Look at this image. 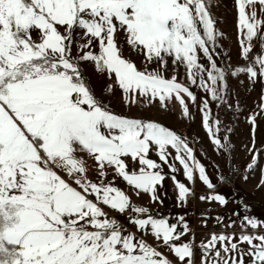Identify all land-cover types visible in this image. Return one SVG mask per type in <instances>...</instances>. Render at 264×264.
I'll use <instances>...</instances> for the list:
<instances>
[{
    "label": "snow or ice",
    "instance_id": "6c2138e0",
    "mask_svg": "<svg viewBox=\"0 0 264 264\" xmlns=\"http://www.w3.org/2000/svg\"><path fill=\"white\" fill-rule=\"evenodd\" d=\"M235 3L241 55L247 60L254 38L264 45V18H260L264 0ZM214 23L207 0H0V264H171L156 247L109 218L102 206L135 214L129 215V223L141 234L148 232L162 242L181 264H193L191 243H173L189 230L183 217L179 218L183 231H177V224L133 206L123 190L105 181L110 169L137 195L149 193L155 201L156 187L165 176L161 164L149 158L150 152L155 151L175 173L168 151L175 149L174 159L183 166L186 178L193 180L198 171L199 179L213 188L204 167L174 131L115 114L98 101L79 62H93L98 72L114 76L126 103L158 99L166 107L175 99L188 117L184 94L193 102L196 96L163 71L171 58L173 65L186 66L192 84L199 80L213 100H222L226 74L210 51L218 36ZM117 32H123L126 44L144 57V70L123 56ZM74 44L76 57L71 55ZM93 44L98 45V53L92 51ZM199 53L210 67L199 63ZM151 63L159 67L150 70ZM254 63L259 72L250 65L231 74L264 78V50ZM207 108L205 101L203 126L215 137ZM213 143L222 146L220 139ZM78 153L94 161L99 183L87 179L86 161ZM129 161L139 165L138 171L129 170ZM254 165L255 158L248 167ZM176 187L178 199L184 201L189 187L179 181ZM208 199L226 203L220 195ZM245 219L254 229L264 226ZM236 239L213 234L201 245L202 264H245V256L251 257L250 264H264V235L239 236L240 243L250 246L248 251H241ZM218 243L230 254L228 259Z\"/></svg>",
    "mask_w": 264,
    "mask_h": 264
},
{
    "label": "rangeland",
    "instance_id": "374dc122",
    "mask_svg": "<svg viewBox=\"0 0 264 264\" xmlns=\"http://www.w3.org/2000/svg\"><path fill=\"white\" fill-rule=\"evenodd\" d=\"M207 4L218 33L216 44L214 47L210 45V51L217 66L226 74V90L221 93L222 100H213L211 94L199 86V80L197 84H192L186 66L179 63L173 65L171 58H168L163 75L166 78L175 76L177 82L188 87L196 96L193 102L184 94L190 113L188 117L183 115V107L175 99L167 102L166 107H162L158 99L152 103L141 99L139 103L128 104L125 102L122 90L115 86L114 76L110 78L107 73L98 72L94 63L90 61L79 62V69L83 72L91 93L110 111L128 118L156 122L174 131L186 140L188 146L194 145L198 158L210 165L212 175L221 180L228 181L232 178L240 183L252 182V188H257L254 198L259 202L264 201V107H262L264 78L258 75L257 78L250 79L246 72L231 74L238 68L250 65L259 72V65L254 61L255 57L264 50V45L254 38L249 59H244L239 42L241 36L237 28L238 12L235 0H207ZM257 9H259L258 5ZM258 17H260L259 11ZM115 39L123 56L134 62L139 70H144L146 66L144 57L126 44L125 34L117 32ZM92 51L98 53V45L93 44ZM71 55L73 57L78 55L76 44L72 46ZM199 55V63L210 67V62L203 53ZM147 67L152 70L159 66L151 63L147 64ZM204 75L207 81L206 73ZM110 85L111 91H109ZM205 101L208 104L205 111L209 113L210 124L216 132L215 137L203 126L204 111L201 109L204 108ZM214 139H220L222 146L215 145ZM78 155L86 161L87 179L95 182L98 168L94 161L86 154L78 153ZM254 158L255 165L249 168L248 165L253 163ZM231 160L233 169L230 168ZM108 172L113 173L110 169ZM59 174L72 183L63 171H59ZM73 186L76 187L74 184Z\"/></svg>",
    "mask_w": 264,
    "mask_h": 264
},
{
    "label": "crops",
    "instance_id": "0c3cea01",
    "mask_svg": "<svg viewBox=\"0 0 264 264\" xmlns=\"http://www.w3.org/2000/svg\"><path fill=\"white\" fill-rule=\"evenodd\" d=\"M189 147L192 149L195 159L204 167L205 174L213 184V188H208L199 179L198 171L194 172L193 180L189 181L184 175L183 166L174 159L176 152L171 147L168 149L171 153L169 162L177 168L175 173L159 160L155 151L149 153L150 159L161 164L162 174L165 176L162 184L156 187L157 199L155 201L151 199V194L149 193L137 195L133 187L127 185L122 178L115 177L114 173H109L105 182L112 181L114 186L123 190L130 197L133 206L145 207L148 209V214L154 218H164L170 224H177V231H183V223H186L189 229L188 232L179 240L173 241V243L177 245L191 243L194 252L192 258L193 264H202L204 257L201 245L207 244L213 234L217 236H235L237 239L234 242L238 244L241 251H248L250 246L247 243H240L239 236L242 234L264 235V226L254 229L247 225L245 219L246 217L252 218L259 224L264 225V201L259 202V200L254 198V192L257 188H252V182L240 183L232 178H227L228 181L216 178L211 174L210 165L198 158L194 145ZM188 163L191 165L193 162L188 161ZM138 168V164L134 165L129 161V170L135 169L138 171ZM172 176H175V181L172 179ZM177 181L184 183L190 189L184 201L178 199ZM99 182L100 178L97 176L95 183ZM216 195L223 196L226 203L221 204L216 200L208 199ZM201 197H205L206 199L202 200ZM102 207L108 213L109 218L116 219L119 224L124 226L127 232L136 235L138 238H143L148 244L156 247L171 264H181L173 252L163 245L162 242L156 241L148 232L141 234L133 224L129 223V215L134 217L135 214H119L106 206ZM180 217L184 218L183 223L179 221ZM254 243H258V241H254ZM216 247L221 251L223 258L228 259L230 254L223 252V245L218 243ZM214 255L215 253L212 252L209 256V261H211ZM232 255L239 256V254ZM244 260L245 264H250L251 257L245 256Z\"/></svg>",
    "mask_w": 264,
    "mask_h": 264
},
{
    "label": "trees",
    "instance_id": "16d2710c",
    "mask_svg": "<svg viewBox=\"0 0 264 264\" xmlns=\"http://www.w3.org/2000/svg\"><path fill=\"white\" fill-rule=\"evenodd\" d=\"M80 71H81V70H80ZM81 74H82V76H83V78H84V80H85V76H84L83 72H81ZM90 91H91V90H90ZM231 159H232V156H231ZM230 168L233 169V162H232V160H231V162H230Z\"/></svg>",
    "mask_w": 264,
    "mask_h": 264
},
{
    "label": "built area",
    "instance_id": "2783aa9c",
    "mask_svg": "<svg viewBox=\"0 0 264 264\" xmlns=\"http://www.w3.org/2000/svg\"><path fill=\"white\" fill-rule=\"evenodd\" d=\"M244 175V173H242ZM126 213H129V212H126Z\"/></svg>",
    "mask_w": 264,
    "mask_h": 264
}]
</instances>
